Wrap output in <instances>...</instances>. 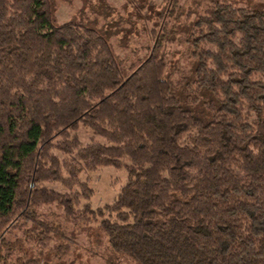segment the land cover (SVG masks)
<instances>
[{
	"label": "trees",
	"instance_id": "trees-1",
	"mask_svg": "<svg viewBox=\"0 0 264 264\" xmlns=\"http://www.w3.org/2000/svg\"><path fill=\"white\" fill-rule=\"evenodd\" d=\"M167 1L128 63L88 18L59 23L53 0H0V230L18 226L35 245L1 239L0 264H56L74 240L67 225L92 223L110 264H264V7L210 0L177 77ZM128 2L139 20L144 5ZM80 124L105 144H82ZM103 165L127 181L94 209L80 174Z\"/></svg>",
	"mask_w": 264,
	"mask_h": 264
},
{
	"label": "rangeland",
	"instance_id": "rangeland-1",
	"mask_svg": "<svg viewBox=\"0 0 264 264\" xmlns=\"http://www.w3.org/2000/svg\"><path fill=\"white\" fill-rule=\"evenodd\" d=\"M55 4L56 20L66 22L70 19L88 18L90 22L95 23L99 28L105 29L109 33V40L112 43L114 52L118 57L124 58L128 63L135 59L136 55L141 56L146 53L145 47L151 46L152 37L150 38V29L155 28L160 31V27L156 25V11L162 12L166 10L167 0H138L139 6L144 5L142 15L139 20L136 18L135 9L129 4L128 0H53ZM238 6L252 5L264 7V0H229ZM210 0H177L175 5L176 13H179L177 19L165 16L163 19L170 20L169 30L172 29V40L166 42V54L172 62V71L175 76L180 74H189L192 59L188 51L190 48L187 41L189 33L190 22L196 14H203L204 9L210 4ZM169 6V5H168ZM187 12L191 15L187 18ZM108 14L107 16H105ZM157 26V27H156ZM171 26H173L171 28ZM171 28V29H170ZM168 30V31H169ZM71 134H76L81 140L82 144L86 143H102L105 144V139L95 135L92 130L84 125H79ZM60 158H65V155L59 151L53 150ZM89 179L88 185L92 188L93 197L91 198L92 207L98 208L104 204L114 202L116 196L122 189V186L127 181V172L123 167H114L110 165H103L96 167L94 171L84 170L80 174L81 181ZM48 187L65 192L66 189L59 183H45ZM42 211L46 212L51 218L52 214H58L56 208L49 210L48 206L42 207ZM105 218L115 220L114 214L103 215ZM100 218H98V221ZM62 230L63 219L60 218ZM67 235L73 236V241L69 252L63 256L61 261L56 264H110L115 257L110 253L107 246L106 237L103 232L98 229L95 223L86 227H73L67 225ZM4 228H1L3 230ZM0 230V240L9 241L14 247L21 245L22 250L30 252L34 249L33 241L25 240L22 237V230L18 226L9 229L8 231ZM22 238L23 242L17 239ZM50 243V242H49ZM54 243H50L53 246ZM15 252L18 254L17 250ZM1 250L0 254H4ZM15 258L11 256V259ZM52 262L56 259L51 257ZM116 264H131V262L124 258H117ZM115 264V263H114Z\"/></svg>",
	"mask_w": 264,
	"mask_h": 264
}]
</instances>
